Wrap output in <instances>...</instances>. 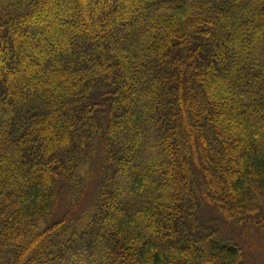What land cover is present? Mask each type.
<instances>
[{
    "label": "trees",
    "instance_id": "1",
    "mask_svg": "<svg viewBox=\"0 0 264 264\" xmlns=\"http://www.w3.org/2000/svg\"><path fill=\"white\" fill-rule=\"evenodd\" d=\"M206 208L264 212V0H0V264H245Z\"/></svg>",
    "mask_w": 264,
    "mask_h": 264
},
{
    "label": "rangeland",
    "instance_id": "2",
    "mask_svg": "<svg viewBox=\"0 0 264 264\" xmlns=\"http://www.w3.org/2000/svg\"><path fill=\"white\" fill-rule=\"evenodd\" d=\"M96 181H90L79 214L88 211L96 200ZM64 209H66L64 207ZM62 214V212H61ZM78 215V213L76 214ZM201 220L208 226L217 228L223 236L233 239L240 245L244 251L245 264H264V223L257 225L258 222H264V212L262 211L259 217L253 219L251 224L242 235L241 231L233 228L231 224L227 223L218 213L210 208H206L201 212Z\"/></svg>",
    "mask_w": 264,
    "mask_h": 264
}]
</instances>
